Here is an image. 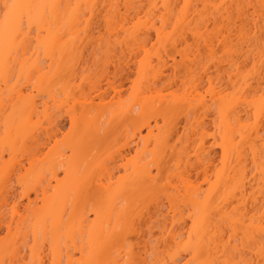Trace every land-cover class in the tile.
Wrapping results in <instances>:
<instances>
[{
	"label": "bare ground",
	"instance_id": "6f19581e",
	"mask_svg": "<svg viewBox=\"0 0 264 264\" xmlns=\"http://www.w3.org/2000/svg\"><path fill=\"white\" fill-rule=\"evenodd\" d=\"M31 2L62 7L0 36V261L259 262V41L205 6L261 0Z\"/></svg>",
	"mask_w": 264,
	"mask_h": 264
},
{
	"label": "snow or ice",
	"instance_id": "6c2138e0",
	"mask_svg": "<svg viewBox=\"0 0 264 264\" xmlns=\"http://www.w3.org/2000/svg\"><path fill=\"white\" fill-rule=\"evenodd\" d=\"M56 7L62 6L33 3L31 0H3V3H0V36L6 39H20L26 32H30L33 26H39V24L47 18L49 9H54ZM92 7L95 8L96 6L93 5ZM205 7L231 9V11L226 12L224 15V21L228 26L227 34H225L223 30L217 33L216 36L213 37V44L215 39L220 36H224L225 41H227L228 36H231L233 47L240 46L245 42L252 44L254 40L259 41L261 74L264 75V0H261L258 18L256 16L246 17L241 12L237 11L244 8L241 4L206 5ZM248 7L251 8L254 6L249 5ZM216 22L220 23V20L217 19ZM116 23H118V21L109 20L108 27L111 28ZM253 26H256L255 33L253 32ZM118 35H124L125 39H128L129 43H131L126 30L118 33ZM109 39H111V37H109ZM224 46L226 50L229 47L226 42ZM215 51L219 50L215 49ZM224 58H226V55L222 54L221 59ZM246 68V64L239 65L236 73L237 77L242 75L244 79L247 80L251 73V69L245 71ZM231 70L232 69H230V71ZM257 116L258 119L264 123V92L260 95ZM262 139H264V137H262ZM262 157H264V151H262ZM260 241V247L257 250V255L261 257L259 262H257L255 258H244V254L241 253V259L226 261L225 264H264V212L261 213ZM0 264H9V261L4 259L0 261ZM152 264H180V262L164 259L153 260ZM190 264H196V261H191ZM205 264H219V262L211 261L205 262Z\"/></svg>",
	"mask_w": 264,
	"mask_h": 264
}]
</instances>
